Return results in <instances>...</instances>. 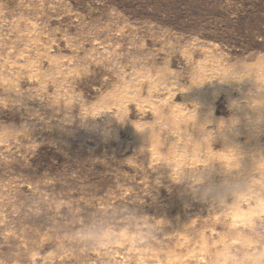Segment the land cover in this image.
<instances>
[{"label":"rangeland","instance_id":"374dc122","mask_svg":"<svg viewBox=\"0 0 264 264\" xmlns=\"http://www.w3.org/2000/svg\"><path fill=\"white\" fill-rule=\"evenodd\" d=\"M0 264H264V0H0Z\"/></svg>","mask_w":264,"mask_h":264}]
</instances>
